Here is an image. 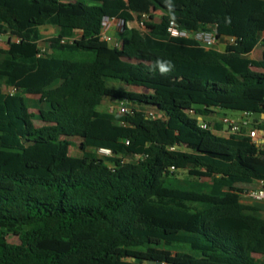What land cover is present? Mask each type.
Wrapping results in <instances>:
<instances>
[{
  "label": "trees",
  "instance_id": "1",
  "mask_svg": "<svg viewBox=\"0 0 264 264\" xmlns=\"http://www.w3.org/2000/svg\"><path fill=\"white\" fill-rule=\"evenodd\" d=\"M147 8L161 18L144 32L130 9ZM104 17L125 21L121 48ZM173 22L234 43L207 49ZM0 32L19 39L0 47V264H264L262 209L241 199L264 146L198 119L240 111L264 131V0H0Z\"/></svg>",
  "mask_w": 264,
  "mask_h": 264
},
{
  "label": "built area",
  "instance_id": "2",
  "mask_svg": "<svg viewBox=\"0 0 264 264\" xmlns=\"http://www.w3.org/2000/svg\"><path fill=\"white\" fill-rule=\"evenodd\" d=\"M136 23L137 26L146 32L148 30V22L151 20V15L148 13H141L136 17ZM125 27V21L119 18H111V17H104L103 23H102V31H101V38L109 43L113 47L121 48L123 42L120 38L117 37V35H114L112 32L117 33L116 31H121V33L124 31ZM169 33L173 37H193L200 41L202 46H204L207 49L211 48H217L220 42V38L217 37L215 30L214 31H198V32H188L185 30H181L178 28V25L176 23H172L169 28ZM76 36L71 39H62L60 41L61 44H66L69 42H73L76 40ZM19 41L17 37L11 36V34H4L0 32V47L4 48L8 45L9 41ZM52 49L51 43L47 42V40H43L39 42V56H45L47 52H50ZM5 92L8 94H16L18 92V89L15 87H6ZM117 113L120 115H128L133 113V107L128 102H122L119 106ZM149 116L152 118H157L160 115L156 112H149ZM248 116V113H244V117ZM223 124H225L228 129L224 132L225 134H235L241 131L243 127L247 129L246 134L250 136L253 141L258 146H264V131L262 132V135L259 133V130L256 128H248V122L246 119L243 120L241 123H236L228 118L222 119ZM199 125L203 129H209L213 130V127L208 122H200ZM243 127H242V126ZM127 144L129 142L127 141ZM97 154L102 157H113L114 153L109 148H99L96 150ZM172 170H176L174 167H172ZM255 188L247 190L241 194L242 201L246 202H256L261 204V209L264 211V181L259 180L255 182ZM260 259L264 261V253L260 255Z\"/></svg>",
  "mask_w": 264,
  "mask_h": 264
},
{
  "label": "rangeland",
  "instance_id": "3",
  "mask_svg": "<svg viewBox=\"0 0 264 264\" xmlns=\"http://www.w3.org/2000/svg\"><path fill=\"white\" fill-rule=\"evenodd\" d=\"M137 26V24H133V26ZM131 26V25H130ZM45 34V36L47 37V40L50 38H53L57 35V33H55L52 29H43L42 30ZM117 33L112 32L114 35H118L119 37H125L126 35L121 33V31H116ZM76 38H79V35H76ZM262 49V48H261ZM254 55H252L253 57ZM122 102L120 101H115L112 99H105L103 102V105L100 107L101 110L103 111H108V112H117L119 106L121 105ZM220 113L212 116L211 118H206V122L208 121H212L213 119L216 120H221L223 118H228L229 120L236 122V123H242L244 119L247 120L248 122V128H254L253 127V123L255 119H258V116L252 114L249 116L244 117V113L240 112V111H233V110H219ZM214 117V118H213ZM264 117V116H263ZM242 126V125H241ZM243 127V126H242ZM75 140L79 141V138H76ZM66 153L69 156H72L76 159L81 158L82 157V151L74 146H69L66 148ZM131 158V157H130ZM182 176H185V173H182ZM204 180H206V178H204ZM9 241L11 242H15L18 243L19 239L15 236H9Z\"/></svg>",
  "mask_w": 264,
  "mask_h": 264
},
{
  "label": "crops",
  "instance_id": "4",
  "mask_svg": "<svg viewBox=\"0 0 264 264\" xmlns=\"http://www.w3.org/2000/svg\"><path fill=\"white\" fill-rule=\"evenodd\" d=\"M126 7H127V4L124 6V8H126ZM130 11H131V13L133 14V16H134L135 19H136V17H137L139 14L144 13V12H145V13H148V14H150V15L153 14L154 17H155V20H157V21H159L160 18H161V12H154V11H153L152 9H150V8H147V9H141V10L130 9ZM135 23H136V20H135ZM135 23H134V24H135ZM136 24H137V23H136ZM43 29H49V30L52 29L55 33H58V29H57L56 27H53V26L42 27V28H41V32H42V34H43L44 36H45V34H44V32L42 31ZM76 35H79V37H80V33H77ZM76 35H75V36H76ZM118 35H119V34H118ZM118 35H117V37L120 38ZM263 37H264V32L261 33V38H263ZM44 38H45V40H47V37H46V36H45ZM233 43H234V39H233V38H230V37H222V38H220L219 45H218V47H217L216 49L223 51V50H225L226 46H228V45H230V44H233ZM261 51H262V50L257 49L256 52L251 53L250 55H248V58H250V59H255V58L261 57ZM252 55H254V56L252 57ZM214 115H216V114H213V115L209 116V118H211V117L214 116ZM243 116H244V115H243ZM213 118H214V117H213ZM262 118H264V117L262 116ZM198 119H199V123H200V122H206L205 119H204L203 117H199ZM208 123H210V124L212 125V127H213V131H214V132L219 133V134L227 135V134H225L224 132L228 129V127H227L225 124H223L222 119H221V120L213 119L212 121H211V120L208 121ZM218 124H222V128H221V129H218V128H217V125H218ZM262 132H263L262 130H259V133H260L261 135H262ZM243 203L246 204V205L256 206V207L262 208V207H261V204L256 203V202H249V201L244 202V201H243ZM262 215L264 216V211H262Z\"/></svg>",
  "mask_w": 264,
  "mask_h": 264
},
{
  "label": "water",
  "instance_id": "5",
  "mask_svg": "<svg viewBox=\"0 0 264 264\" xmlns=\"http://www.w3.org/2000/svg\"><path fill=\"white\" fill-rule=\"evenodd\" d=\"M149 264H154V262L153 261H149ZM156 264H163V263L157 262Z\"/></svg>",
  "mask_w": 264,
  "mask_h": 264
}]
</instances>
